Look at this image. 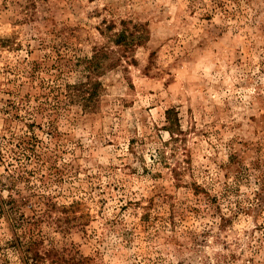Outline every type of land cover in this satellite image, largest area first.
Wrapping results in <instances>:
<instances>
[{
    "label": "rangeland",
    "instance_id": "1",
    "mask_svg": "<svg viewBox=\"0 0 264 264\" xmlns=\"http://www.w3.org/2000/svg\"><path fill=\"white\" fill-rule=\"evenodd\" d=\"M0 264H264V0H0Z\"/></svg>",
    "mask_w": 264,
    "mask_h": 264
},
{
    "label": "trees",
    "instance_id": "2",
    "mask_svg": "<svg viewBox=\"0 0 264 264\" xmlns=\"http://www.w3.org/2000/svg\"><path fill=\"white\" fill-rule=\"evenodd\" d=\"M100 59H101V53H100V51H96V53H94L92 58L89 60L87 67L91 68V69L97 68L100 64ZM168 113L169 112L167 111L166 114H168ZM166 118L169 119V116L167 115Z\"/></svg>",
    "mask_w": 264,
    "mask_h": 264
}]
</instances>
